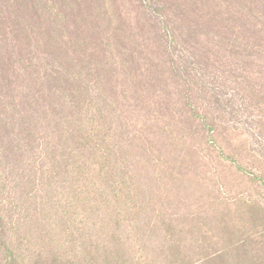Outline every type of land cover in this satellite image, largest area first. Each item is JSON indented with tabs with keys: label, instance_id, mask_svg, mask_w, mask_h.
Returning a JSON list of instances; mask_svg holds the SVG:
<instances>
[{
	"label": "rangeland",
	"instance_id": "obj_1",
	"mask_svg": "<svg viewBox=\"0 0 264 264\" xmlns=\"http://www.w3.org/2000/svg\"><path fill=\"white\" fill-rule=\"evenodd\" d=\"M84 2L48 107L0 0V264H264V0Z\"/></svg>",
	"mask_w": 264,
	"mask_h": 264
},
{
	"label": "trees",
	"instance_id": "obj_2",
	"mask_svg": "<svg viewBox=\"0 0 264 264\" xmlns=\"http://www.w3.org/2000/svg\"><path fill=\"white\" fill-rule=\"evenodd\" d=\"M86 6V2L84 0H9V8H10V17L12 26H11V34L14 40V44L18 42L21 38L23 42L26 44L27 50L28 46H32V44H36V38L39 36L36 32L39 29L42 30V34H48L50 39L48 38L43 43V48L48 52V60L50 61L47 64L50 67L49 71H54L52 74L46 75H36L35 71V63L34 59L31 56H26V64L27 69L26 73L27 80L30 83L29 90L34 91V93H39L43 88L48 87V91H51L45 100L48 107H54L58 105L61 107L58 102L64 100V97L67 95L72 96V92L75 91L76 87L74 82H77L73 69L75 68L77 61L72 52V46L74 43L75 36V25L73 24V16L74 13L78 9ZM49 23L48 32L44 33L45 30L41 28V24L43 21ZM75 23V22H74ZM247 31V30H246ZM256 29L253 32L256 34ZM248 33V32H247ZM253 33V34H254ZM16 45V44H15ZM39 45V43H38ZM44 90V89H43ZM88 87L81 92L79 95L82 97L84 94H87ZM50 95H52L56 102L50 103ZM41 97V95H40ZM49 97V98H48ZM59 98L61 100L59 101ZM70 99H73L70 97ZM52 102V101H51ZM29 104H31V100H29ZM63 105V104H61ZM68 111H76L79 112L82 110V107H78L75 105H64ZM70 106V107H69ZM63 109V108H62ZM64 109V110H67ZM32 112V107H30V114ZM70 123L68 120L59 123L60 129L62 128V134L69 135L70 131L67 127V124ZM66 127V131L64 129ZM89 134V133H87ZM91 134V133H90ZM92 135V134H91ZM91 136H84L83 138ZM68 139V137H67ZM89 143L85 145L89 151L99 152L101 158H104V151L101 149L100 139L88 140ZM99 141V143H97ZM11 253V251H10ZM89 253V252H88ZM118 253L113 254L117 255ZM15 258L14 254L11 253V259ZM100 258V257H98ZM101 259L104 264H115L117 261L114 258L107 259L106 256H101ZM216 264L215 261L213 260ZM55 264H73L70 259H57ZM196 264V263H195ZM210 264V263H206ZM225 264V263H218Z\"/></svg>",
	"mask_w": 264,
	"mask_h": 264
}]
</instances>
